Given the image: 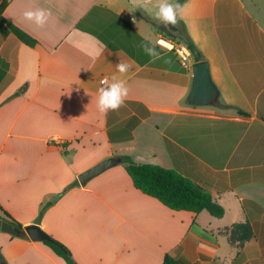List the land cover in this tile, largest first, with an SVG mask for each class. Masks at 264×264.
Listing matches in <instances>:
<instances>
[{
    "label": "crops",
    "instance_id": "0c3cea01",
    "mask_svg": "<svg viewBox=\"0 0 264 264\" xmlns=\"http://www.w3.org/2000/svg\"><path fill=\"white\" fill-rule=\"evenodd\" d=\"M8 2L2 17L39 42L26 46L0 18V204L22 228L42 214V229L78 264H162L178 249L192 264H264V0H187L173 36L155 15L160 0ZM36 9L52 12L43 27L23 16ZM184 28L210 64L213 106L187 102L194 57L185 67L158 44L181 43ZM114 75L128 95L101 113L97 90ZM124 156L215 192L225 215L172 211L119 165L80 184ZM236 223H249L255 239L231 244L224 232ZM0 264L67 263L44 242L1 230Z\"/></svg>",
    "mask_w": 264,
    "mask_h": 264
},
{
    "label": "trees",
    "instance_id": "16d2710c",
    "mask_svg": "<svg viewBox=\"0 0 264 264\" xmlns=\"http://www.w3.org/2000/svg\"><path fill=\"white\" fill-rule=\"evenodd\" d=\"M184 4L187 0H178ZM8 0H4L0 6L1 21L6 24L8 30L13 33L23 44L34 48L38 45V40L24 30L7 21L2 14L8 6ZM166 34H172L165 30ZM173 36V35H171ZM181 43L187 46L191 55L198 62L203 60L199 50L187 35L186 28L175 36ZM200 56V57H199ZM125 169L132 179L134 187L151 198L156 199L165 207L176 212H191L195 215L203 211L209 212L213 217L222 218L225 209L218 203L217 194L208 191L198 184L179 174L177 171L153 164H138L131 157H121ZM78 184V182H76ZM46 210L43 208L42 212ZM7 221L18 228L22 225L16 221L0 204V231L2 222ZM229 236V241L233 245L243 246L246 242L254 240L256 235L253 227L249 223H236L224 232ZM58 244L44 242L67 264H78L70 249L63 243ZM162 264H192L183 255L180 249L175 256L166 253ZM197 264V263H195Z\"/></svg>",
    "mask_w": 264,
    "mask_h": 264
},
{
    "label": "water",
    "instance_id": "95a60500",
    "mask_svg": "<svg viewBox=\"0 0 264 264\" xmlns=\"http://www.w3.org/2000/svg\"><path fill=\"white\" fill-rule=\"evenodd\" d=\"M165 28L170 31H176V27L173 25H165ZM200 57V56H199ZM193 82L187 98V102L191 106L203 107L215 105L220 96V91L212 79L210 64L206 60H200L192 65ZM121 158L112 157L102 161L93 168L82 173L78 179L82 186H85L90 180L109 170L110 168L120 164ZM60 196H58L54 202H56ZM42 217L40 216L36 221L25 228H18L17 226L4 221L1 225L2 232L16 236V237H29L35 242H50L58 244L57 240L46 233L42 227Z\"/></svg>",
    "mask_w": 264,
    "mask_h": 264
},
{
    "label": "clouds",
    "instance_id": "9594fccd",
    "mask_svg": "<svg viewBox=\"0 0 264 264\" xmlns=\"http://www.w3.org/2000/svg\"><path fill=\"white\" fill-rule=\"evenodd\" d=\"M187 5H181L179 2H169V0H160L158 10L156 11V17L161 20L165 25H176L178 17L182 18L185 13ZM52 12L46 9L27 10L23 13L26 20L31 21L38 27H43L51 17ZM134 23H139L133 18ZM148 41L142 45L144 51L152 58H157L159 53L156 50L153 42L145 37ZM131 65L126 62H119L117 64V70L119 73H128ZM101 84L107 85L106 87L98 88L97 108L101 113H107L109 110L118 109L125 101L128 95V88L124 79L118 78L115 75L111 77L109 81L108 77H105Z\"/></svg>",
    "mask_w": 264,
    "mask_h": 264
},
{
    "label": "built area",
    "instance_id": "2783aa9c",
    "mask_svg": "<svg viewBox=\"0 0 264 264\" xmlns=\"http://www.w3.org/2000/svg\"><path fill=\"white\" fill-rule=\"evenodd\" d=\"M158 44L170 51L175 52L182 60V64L185 67H191L190 64L191 53L186 45L182 43H178L173 39L167 38L165 36L160 37V39L158 40Z\"/></svg>",
    "mask_w": 264,
    "mask_h": 264
},
{
    "label": "rangeland",
    "instance_id": "374dc122",
    "mask_svg": "<svg viewBox=\"0 0 264 264\" xmlns=\"http://www.w3.org/2000/svg\"><path fill=\"white\" fill-rule=\"evenodd\" d=\"M109 159V158H108ZM119 166L118 167H120V168H123V167H125V164L124 163H120V164H118ZM59 196V195H58ZM58 196H56V197H54V199L52 200L53 202H54V200L58 197ZM58 241V240H57Z\"/></svg>",
    "mask_w": 264,
    "mask_h": 264
}]
</instances>
